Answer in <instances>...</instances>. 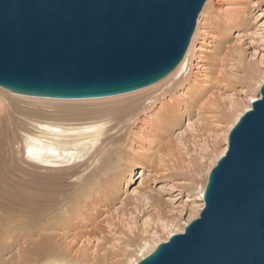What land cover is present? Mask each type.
Returning <instances> with one entry per match:
<instances>
[{
	"label": "water",
	"instance_id": "obj_1",
	"mask_svg": "<svg viewBox=\"0 0 264 264\" xmlns=\"http://www.w3.org/2000/svg\"><path fill=\"white\" fill-rule=\"evenodd\" d=\"M205 0H0V86L94 98L153 84L181 61ZM209 170L204 206L136 264H264V81Z\"/></svg>",
	"mask_w": 264,
	"mask_h": 264
},
{
	"label": "rangeland",
	"instance_id": "obj_2",
	"mask_svg": "<svg viewBox=\"0 0 264 264\" xmlns=\"http://www.w3.org/2000/svg\"><path fill=\"white\" fill-rule=\"evenodd\" d=\"M254 1L256 0H212L204 19L208 25L201 28L202 32L196 35L194 48L188 56L187 73H183V70L180 74L168 76L152 88L115 99L113 97L91 101L55 100L56 98L53 100L18 95L6 90L0 92V122L2 121L4 127L8 126L9 121L16 122L18 124H13L21 128V125L25 127L26 122L37 111L50 113L61 108H101L129 100L139 102L150 96L152 99L161 97L164 101L171 100L178 92L185 91L190 77L197 76L203 80L209 74L210 83L204 90H199V96L193 100L186 99V103H193H188L186 108H182L184 114L178 125L171 129L168 136L162 134L159 141H155V137L149 145L152 150L150 154L156 153V156L152 155V162L148 159L149 166L135 169L132 176H128V184L122 182L120 191L113 196L114 201L106 200V206L99 204L98 212H91L85 220L75 218L77 223H65V229L61 228L54 238L58 252L68 259L77 258L87 264H119L125 261L126 254L136 253L141 240L148 238L152 231L163 237L161 223L179 225L188 219L191 208L200 203L194 184L201 185L204 182L211 150L223 145L222 132L226 119L225 116L221 117L225 112H231L228 109L230 104L244 99V88L250 90L248 68H259L264 72V38L261 37L264 34V0H260L257 5ZM239 6H245L247 9L245 21L232 24L223 40L214 36V21L217 18L226 20L235 17ZM231 8H235L232 13L229 12ZM160 99L152 103L150 108L140 112L139 117L150 114L152 109L160 104ZM5 114L10 115L6 117ZM83 115L75 118L82 116L80 119H88L86 114ZM132 121L122 124L118 122V125L114 123V130L106 135L109 139L106 150L96 163L85 170L84 166L72 169L34 167L23 158L20 141L10 148L4 144L2 138L0 171L4 181L2 179L0 188L7 197L15 196L14 191L17 190L15 192L21 194V198L25 197L24 194L29 196L44 190L42 195L46 200L51 199L52 203L49 204L58 211L75 207L76 202L87 194L86 190L88 195H92L91 190L94 191L97 187L100 168H105L108 161L110 167L119 165L113 157L116 158L118 152L128 147L124 142L133 139L129 130H136L140 125V121L135 120V124ZM112 139L114 143L110 144ZM134 142L136 140L130 145H135ZM160 155L162 162L158 171L155 161ZM98 166L99 168H96ZM27 228L30 230L31 227L24 228L23 232H27ZM10 250L12 256L7 252L9 256L6 254V258H12L17 249Z\"/></svg>",
	"mask_w": 264,
	"mask_h": 264
},
{
	"label": "bare ground",
	"instance_id": "obj_3",
	"mask_svg": "<svg viewBox=\"0 0 264 264\" xmlns=\"http://www.w3.org/2000/svg\"><path fill=\"white\" fill-rule=\"evenodd\" d=\"M205 1V4H203L204 6H202L198 13L195 29L185 54L178 65L167 74L166 77H163L161 81L132 91L102 97L54 99L90 101L91 99L98 100L113 97V99H115L117 97L128 96L129 94L132 95L133 93L152 88L156 86V84L165 80L168 76H175L182 73L183 70V73H187V59L194 48L196 35L199 32H202L203 29L201 28L208 25L204 19L206 18V12L210 7L212 0ZM254 2L257 5L260 0ZM239 7L240 8L235 11L236 16H233V18H227L226 20L223 18L214 19L215 21L212 24L214 36L223 40L227 37L232 24H240L245 21L246 7ZM233 9L235 8H231L229 12L232 13ZM263 35L264 34L261 35L262 38H264ZM211 50H213V48H211ZM205 75L206 72L204 73V76ZM208 76L209 74H207L203 80L199 79L197 76L190 77L185 91L178 92L175 97H172L171 100L167 101H164L160 99L161 97L158 98L157 96V98L154 96L155 99H152V96H150L145 97L143 100L141 99V101L139 100V102L137 100H129L123 103L114 104L113 106H105L101 108H61L50 113H43V111L41 112L39 110L40 112L37 111V113L35 112L36 114L33 113L29 121L26 122L27 124L25 127L21 125V128H19V125L16 126L13 124L16 122L10 121L8 126L4 127V124L1 121L0 141L2 142L1 139L3 138V141L5 142L4 144L8 145L10 148L13 144L20 141L23 158L31 165H34V167L38 166L39 168L43 167L46 169H60L64 167L65 169H72L73 167L77 168L84 166L85 170L94 164V162L96 163L101 154L106 150V146L109 142H107L108 137L106 135H109L107 133L112 129L114 130L115 122L118 125V122L122 124L133 120L132 122L135 124V120H137L140 121V125L137 126L138 128L135 127L136 130H129L133 139H128L127 143L124 142L128 147H124L120 153L118 152L116 158L113 157L119 165H115L116 167L114 165L110 167L108 161L104 168V165L102 166V164H99V166L101 165L103 168H100L97 176V187L94 188V191L91 190L92 195H88V191L86 190L87 194L76 202L75 207L71 206L67 209L64 208L62 211H58L53 205L51 206L49 204L51 199L46 200L44 198L42 195L45 193L43 192L44 190L37 191L36 194L32 193L29 196L24 194L25 197L22 196L23 198H21V194L15 192L17 191L15 190L14 195L16 197L12 196V198L11 196L7 197L4 190L0 188V264H87L85 261H81L77 258L68 259L65 255L58 252V248L55 246L56 241H54V238H56L59 233L58 231L63 228L67 222L77 223L76 220H85L91 212H94L95 210L98 212L97 209L99 204L105 205V202H107L106 200L114 201L113 196L115 197V193L120 191L122 182L124 181L128 184L130 180L128 176L131 177L135 169H142L143 167L149 166L148 159H151L152 162V155L156 156V153L150 154L152 150L149 145L154 141L155 137L157 138L155 141H159L161 140L162 134L168 136L171 129L178 125L184 114L182 108H186L188 103H190L189 105L193 103V101H188L186 103V99L193 100L199 96V90H204L210 83ZM247 77L250 81V84L248 82L250 90L248 91L247 88L242 87L244 88V99L240 102L230 104L228 109H230L231 112H225V115L221 117L224 118L225 116L226 119V124L224 125L225 128L222 132L223 145L220 148H215L213 151L211 150V157L208 165H206L207 170L204 182L201 185L194 184L196 187L197 200L200 203L191 208L189 214L190 218L188 217L187 220L179 225H167L161 223V233H164L163 237L157 235L155 231H152L148 238H143L141 240L140 244L137 246L138 251L136 253L128 252L129 254L125 255V261L119 264H136L139 260L150 254L160 242H166L172 234L183 233L185 226L192 219L199 216V213L204 206L203 192L209 170L216 164L218 158L227 150L228 133L230 129L237 122L239 117L252 107V101L261 96L260 86L264 81V72L259 68H248ZM2 90L9 91L0 86V92ZM14 94L24 95L19 93ZM24 96L53 99L51 97L43 96ZM158 99H160V104L155 109L153 108L150 114L143 118L139 117L140 112L150 108L152 103ZM0 102H2L1 95ZM1 111L0 105V113ZM6 114L4 116H6ZM83 114H86L88 119H80L82 116L75 118V116ZM1 118L2 117H0V120ZM134 140H136V142H134L135 145L131 146L130 144H132ZM110 141V144L114 143V139ZM5 145H3V147ZM161 162L162 155H160L159 159L155 161V168L158 171L161 169L158 168L161 166ZM99 166L96 168H99ZM78 169L76 170L78 171ZM3 178L4 176L0 171V184L1 182L3 183ZM11 192H13V189ZM17 193L19 196H17ZM76 208L78 210H76ZM29 226L31 227L30 230L27 228L28 231L23 232V229ZM64 229L65 228H63V230ZM11 248H16L17 250L13 252L14 256L12 258H6V254L11 251ZM124 250L126 251L127 249Z\"/></svg>",
	"mask_w": 264,
	"mask_h": 264
}]
</instances>
